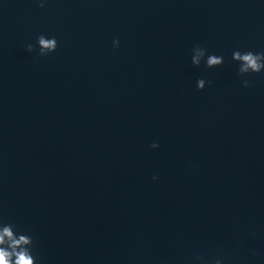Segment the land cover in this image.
Here are the masks:
<instances>
[{
    "label": "water",
    "instance_id": "1",
    "mask_svg": "<svg viewBox=\"0 0 264 264\" xmlns=\"http://www.w3.org/2000/svg\"><path fill=\"white\" fill-rule=\"evenodd\" d=\"M236 49L264 52L262 0H0V218L38 264H264V72Z\"/></svg>",
    "mask_w": 264,
    "mask_h": 264
},
{
    "label": "clouds",
    "instance_id": "2",
    "mask_svg": "<svg viewBox=\"0 0 264 264\" xmlns=\"http://www.w3.org/2000/svg\"><path fill=\"white\" fill-rule=\"evenodd\" d=\"M36 3L38 7L43 8L48 0H36ZM112 46L117 48L119 41L113 40ZM56 49V38L43 34L36 37L35 45L32 43L25 45V50L28 53L38 50L37 54L41 57L54 53ZM231 60L237 65L238 76L244 77L264 72V52L236 49L232 52ZM223 62L224 57L222 55L210 54L199 45L194 46L191 50L190 63L193 67H199L203 63L205 68L214 69L220 67ZM205 85L206 81L203 78L196 80L197 91H202ZM242 86L247 88L249 82L243 80ZM150 147L155 150L159 144L154 141ZM152 179L155 181L157 177L154 175ZM0 264H38L32 235L17 229L15 223L2 218H0ZM216 264H220V261H216Z\"/></svg>",
    "mask_w": 264,
    "mask_h": 264
}]
</instances>
